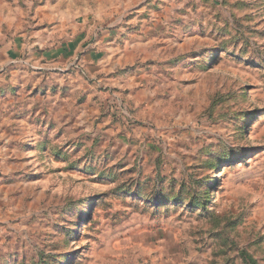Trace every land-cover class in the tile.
<instances>
[{"label":"rangeland","instance_id":"1","mask_svg":"<svg viewBox=\"0 0 264 264\" xmlns=\"http://www.w3.org/2000/svg\"><path fill=\"white\" fill-rule=\"evenodd\" d=\"M0 264H264V0H0Z\"/></svg>","mask_w":264,"mask_h":264}]
</instances>
